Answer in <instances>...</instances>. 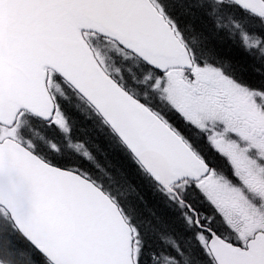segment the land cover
I'll return each mask as SVG.
<instances>
[{
	"label": "snow or ice",
	"instance_id": "6c2138e0",
	"mask_svg": "<svg viewBox=\"0 0 264 264\" xmlns=\"http://www.w3.org/2000/svg\"><path fill=\"white\" fill-rule=\"evenodd\" d=\"M0 264H264V0H0Z\"/></svg>",
	"mask_w": 264,
	"mask_h": 264
}]
</instances>
